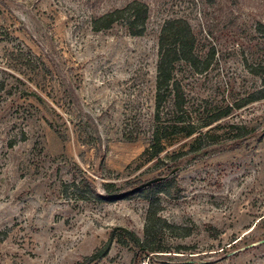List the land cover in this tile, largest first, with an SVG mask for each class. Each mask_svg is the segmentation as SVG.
I'll use <instances>...</instances> for the list:
<instances>
[{
    "label": "rangeland",
    "instance_id": "obj_1",
    "mask_svg": "<svg viewBox=\"0 0 264 264\" xmlns=\"http://www.w3.org/2000/svg\"><path fill=\"white\" fill-rule=\"evenodd\" d=\"M132 1L142 36L92 30ZM177 18L200 61L176 67L197 129L150 157L158 37ZM0 30V264H264V100L240 105L261 88L264 0H0Z\"/></svg>",
    "mask_w": 264,
    "mask_h": 264
},
{
    "label": "trees",
    "instance_id": "obj_2",
    "mask_svg": "<svg viewBox=\"0 0 264 264\" xmlns=\"http://www.w3.org/2000/svg\"><path fill=\"white\" fill-rule=\"evenodd\" d=\"M148 13L149 10L146 4L138 1H132L120 9L109 11L97 17L92 21L91 27L93 31L98 32L108 30L113 25L121 23L126 27L130 36L139 37L145 32ZM7 37L9 39V33H6L4 30H0V42ZM194 49L195 37L189 23L186 20L177 18L165 21L158 37L154 96L155 114L153 116V123L150 130V142L148 148L146 149V153L149 154L150 157H157L161 154L165 150L166 146L173 141V139L190 138L196 133L197 127L192 120V116L187 111V101L182 85L176 78V67L181 62L188 64L194 70L197 69V65L200 61L195 55ZM20 53V55H18L25 59L24 61L26 62L28 69L30 68L33 71L38 69V67L34 66V62L28 56L26 59L24 54H22V52ZM207 66L208 64L206 62L205 68ZM248 70L252 75L259 77L261 80V88L255 93L250 94L248 98L240 104L241 106L258 100H264V66H248ZM4 88V82H0V91L4 90ZM168 99L172 102L173 119L166 124L162 121L161 109ZM229 113L230 109H227L222 113L214 114V116H212L208 122H205L201 128L208 127L209 125L219 121L221 118L226 117ZM201 134L202 133H200V135ZM202 135L208 136L207 132ZM199 140L200 137L193 140L190 144V153H199L202 151V148L197 146ZM159 183L163 184V181ZM103 190L104 195L95 194V196L100 199H112V197H110L113 193L112 185L105 184ZM150 228L151 224L147 222L145 225L146 234L149 232ZM123 232L127 235L126 239L136 245L141 251L155 252L159 249V246L148 248V241L146 239L140 240L131 231L124 229ZM111 241L112 237H110L104 251L107 250ZM97 255L98 254H95L92 257Z\"/></svg>",
    "mask_w": 264,
    "mask_h": 264
},
{
    "label": "water",
    "instance_id": "obj_3",
    "mask_svg": "<svg viewBox=\"0 0 264 264\" xmlns=\"http://www.w3.org/2000/svg\"><path fill=\"white\" fill-rule=\"evenodd\" d=\"M172 173H174V170L170 174H172ZM164 179H165V177H159V178H155V179L149 180V181H147V182H145V183H143V184H141V185H139V186H137V187H135V188H133L131 190L126 191L122 195H118V196L119 197H124V196H127V195H132V194L138 193L142 189L147 188V187H149V186H151L153 184L159 183V182L163 181ZM260 243H264V240H262ZM249 247H252V245L249 246Z\"/></svg>",
    "mask_w": 264,
    "mask_h": 264
},
{
    "label": "built area",
    "instance_id": "obj_4",
    "mask_svg": "<svg viewBox=\"0 0 264 264\" xmlns=\"http://www.w3.org/2000/svg\"><path fill=\"white\" fill-rule=\"evenodd\" d=\"M144 264H148L147 262H145Z\"/></svg>",
    "mask_w": 264,
    "mask_h": 264
}]
</instances>
